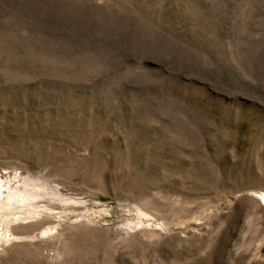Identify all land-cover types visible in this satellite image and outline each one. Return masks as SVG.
Instances as JSON below:
<instances>
[{
    "label": "rangeland",
    "instance_id": "rangeland-1",
    "mask_svg": "<svg viewBox=\"0 0 264 264\" xmlns=\"http://www.w3.org/2000/svg\"><path fill=\"white\" fill-rule=\"evenodd\" d=\"M259 192L264 0H0V264H264Z\"/></svg>",
    "mask_w": 264,
    "mask_h": 264
},
{
    "label": "bare ground",
    "instance_id": "bare-ground-1",
    "mask_svg": "<svg viewBox=\"0 0 264 264\" xmlns=\"http://www.w3.org/2000/svg\"><path fill=\"white\" fill-rule=\"evenodd\" d=\"M257 197L259 198L261 204L264 206V192L257 193ZM51 230H52V228H49V229L44 230V232H48Z\"/></svg>",
    "mask_w": 264,
    "mask_h": 264
}]
</instances>
